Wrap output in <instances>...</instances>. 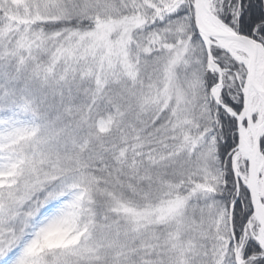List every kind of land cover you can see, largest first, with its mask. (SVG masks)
<instances>
[{"label":"snow or ice","instance_id":"1","mask_svg":"<svg viewBox=\"0 0 264 264\" xmlns=\"http://www.w3.org/2000/svg\"><path fill=\"white\" fill-rule=\"evenodd\" d=\"M0 264H264V0H0Z\"/></svg>","mask_w":264,"mask_h":264}]
</instances>
